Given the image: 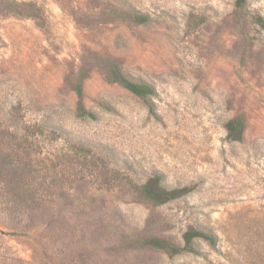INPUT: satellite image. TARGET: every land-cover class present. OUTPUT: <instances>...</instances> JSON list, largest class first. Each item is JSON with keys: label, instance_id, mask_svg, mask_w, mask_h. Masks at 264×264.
Segmentation results:
<instances>
[{"label": "rangeland", "instance_id": "374dc122", "mask_svg": "<svg viewBox=\"0 0 264 264\" xmlns=\"http://www.w3.org/2000/svg\"><path fill=\"white\" fill-rule=\"evenodd\" d=\"M0 264H264V0H0Z\"/></svg>", "mask_w": 264, "mask_h": 264}, {"label": "trees", "instance_id": "16d2710c", "mask_svg": "<svg viewBox=\"0 0 264 264\" xmlns=\"http://www.w3.org/2000/svg\"><path fill=\"white\" fill-rule=\"evenodd\" d=\"M246 0H237V4L239 6H242ZM115 80L119 82L125 89H127L129 92L134 94L135 96L139 97L140 99L144 101H148V98L152 96L155 93L154 88L143 82H136L133 81L123 74H121L119 71H116L114 74ZM77 94L80 98L79 103V111L78 116L81 118H90V119H96V115L92 112H89L85 109L83 103H82V90L79 89L77 91ZM227 131L229 133V137L232 140L240 141L243 136V127L241 122L238 120H232L227 123ZM148 199L151 201L157 203V204H165L171 200H174L178 197H180L183 193H185L184 190H171L168 191L164 188H160L157 191H152L151 189H148ZM206 234L201 231L197 230H191L187 232L184 236L185 246L183 248L176 247L175 245H172L170 247L164 246V242H162L159 239H153L150 240V243L153 247L165 249L169 251L171 254H179L181 251H194L193 243L196 239L199 238H206Z\"/></svg>", "mask_w": 264, "mask_h": 264}]
</instances>
